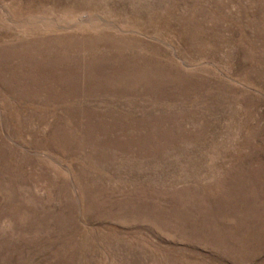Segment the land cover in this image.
Returning <instances> with one entry per match:
<instances>
[{
    "label": "rangeland",
    "instance_id": "rangeland-1",
    "mask_svg": "<svg viewBox=\"0 0 264 264\" xmlns=\"http://www.w3.org/2000/svg\"><path fill=\"white\" fill-rule=\"evenodd\" d=\"M0 264H264V0H0Z\"/></svg>",
    "mask_w": 264,
    "mask_h": 264
}]
</instances>
